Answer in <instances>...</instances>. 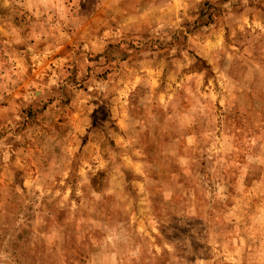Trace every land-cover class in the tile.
Listing matches in <instances>:
<instances>
[{
  "label": "rangeland",
  "instance_id": "obj_1",
  "mask_svg": "<svg viewBox=\"0 0 264 264\" xmlns=\"http://www.w3.org/2000/svg\"><path fill=\"white\" fill-rule=\"evenodd\" d=\"M264 264V0H0V264Z\"/></svg>",
  "mask_w": 264,
  "mask_h": 264
},
{
  "label": "crops",
  "instance_id": "obj_2",
  "mask_svg": "<svg viewBox=\"0 0 264 264\" xmlns=\"http://www.w3.org/2000/svg\"><path fill=\"white\" fill-rule=\"evenodd\" d=\"M108 264H114V261H109Z\"/></svg>",
  "mask_w": 264,
  "mask_h": 264
}]
</instances>
